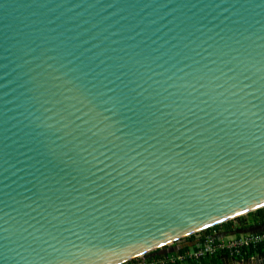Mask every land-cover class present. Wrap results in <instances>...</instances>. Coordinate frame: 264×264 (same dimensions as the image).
<instances>
[{
	"label": "water",
	"instance_id": "obj_1",
	"mask_svg": "<svg viewBox=\"0 0 264 264\" xmlns=\"http://www.w3.org/2000/svg\"><path fill=\"white\" fill-rule=\"evenodd\" d=\"M262 207L264 0H0V264L167 255Z\"/></svg>",
	"mask_w": 264,
	"mask_h": 264
},
{
	"label": "built area",
	"instance_id": "obj_2",
	"mask_svg": "<svg viewBox=\"0 0 264 264\" xmlns=\"http://www.w3.org/2000/svg\"><path fill=\"white\" fill-rule=\"evenodd\" d=\"M206 230L199 232V234ZM199 238V245L196 248L150 258H135L122 264H187L190 261H200L204 257L218 252L224 251L228 252L229 255L237 256L247 248L264 245V232L222 239L218 238L217 231L214 230L211 234L205 233Z\"/></svg>",
	"mask_w": 264,
	"mask_h": 264
},
{
	"label": "trees",
	"instance_id": "obj_3",
	"mask_svg": "<svg viewBox=\"0 0 264 264\" xmlns=\"http://www.w3.org/2000/svg\"><path fill=\"white\" fill-rule=\"evenodd\" d=\"M245 216H248L249 217V222L250 224H263L264 223V207L262 208H259L257 210H254V211H251L245 215H241L239 217H236L232 220H229V221H226V222H223L221 224H226L225 227L228 228V230L230 231H233V225H232V222L234 220H243L245 218ZM220 224V225H221ZM219 226L218 225H215L214 227H217ZM214 227H211V228H208L206 231H204L203 233H206L208 232V230L210 229H214ZM212 231V230H211ZM197 236V234H194V235H191L189 237H186L187 240H193L195 239ZM184 238V239H186ZM185 240V241H187ZM197 245H199V241H195V243L193 245H189L188 243H185L183 245V248L180 250V251H184V250H188V249H191V248H196ZM223 254H228V252H218L216 254H213V255H209V256H206L204 257L202 260L200 261H190L188 264H222V261H223ZM257 254H264V245H260L256 248H248V249H245L241 255H239L238 257L240 258H244V259H249L251 258L252 256H255ZM229 255V254H228Z\"/></svg>",
	"mask_w": 264,
	"mask_h": 264
},
{
	"label": "crops",
	"instance_id": "obj_4",
	"mask_svg": "<svg viewBox=\"0 0 264 264\" xmlns=\"http://www.w3.org/2000/svg\"><path fill=\"white\" fill-rule=\"evenodd\" d=\"M248 220H249L248 216H245V218L243 220H240V221L239 220L238 221L234 220L232 222L233 231L228 230V228L225 227L226 224H221V225L219 224V226L214 227V229L208 230V232H206V233L211 234L215 230V231H217L218 238L231 239V238L240 237V236H243V235H246V234H249V233L264 232V223L263 224H250V223H248L250 220L249 221ZM203 234H205V233L202 232V233L199 234V236H202ZM199 239L200 238L197 235L195 239L181 242V243H179V245H182V244L184 245L185 243L193 245L195 243V241H199ZM250 248H256V247H250ZM260 255L261 254H257L255 256L259 257ZM229 256L235 257L238 261L225 260L224 259L222 264H241V261H245L244 258L238 257L239 255H237V256L229 255ZM255 256H252L251 258H253ZM257 261L260 262L261 259L257 260Z\"/></svg>",
	"mask_w": 264,
	"mask_h": 264
},
{
	"label": "rangeland",
	"instance_id": "obj_5",
	"mask_svg": "<svg viewBox=\"0 0 264 264\" xmlns=\"http://www.w3.org/2000/svg\"><path fill=\"white\" fill-rule=\"evenodd\" d=\"M196 234L198 235V237H200V236H199V233H196ZM185 240H187V238H186V239H182V240L178 241L177 243L179 244V243H181V242H184Z\"/></svg>",
	"mask_w": 264,
	"mask_h": 264
}]
</instances>
